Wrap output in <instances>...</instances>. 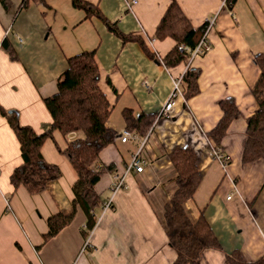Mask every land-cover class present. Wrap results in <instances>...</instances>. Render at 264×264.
Returning <instances> with one entry per match:
<instances>
[{
  "label": "crops",
  "instance_id": "crops-1",
  "mask_svg": "<svg viewBox=\"0 0 264 264\" xmlns=\"http://www.w3.org/2000/svg\"><path fill=\"white\" fill-rule=\"evenodd\" d=\"M9 1L8 9L0 3V264H171L176 254L167 242L163 206L176 186L168 153L178 145L192 147L200 173L185 203L188 217L196 221L204 212L221 246L204 250L200 264H229L226 254L233 250L245 262L264 257V160L241 159L246 118L257 109L251 88L259 75L254 56L264 53V0H232L224 7L221 0H174L196 27L216 15L207 36L210 50L190 63L199 70V92L187 100L182 94L173 97L167 114L144 137L143 171L128 174L125 187L114 194L113 174L124 170L143 138H117L102 150L98 166L112 164L113 171L96 183L103 203L87 237L81 234L84 212L72 201L76 172L60 151L81 135L53 131L45 139L40 153L60 168V175L31 194L11 181L19 165L11 162L21 154L9 117L15 114L20 126L37 134L49 130L45 99L57 92L67 58L92 49L98 85L110 104L107 125L122 133L124 108L157 117L174 80L187 72L186 63L167 68L162 61L174 40L152 38L172 0H84L97 4L122 33L138 35L148 51L139 41L122 42L71 0L30 1L26 9H19L22 0ZM226 98L234 100L239 114L219 146L228 159L223 169L208 156L206 133L221 117L219 103ZM72 212V221L44 241L47 219Z\"/></svg>",
  "mask_w": 264,
  "mask_h": 264
},
{
  "label": "trees",
  "instance_id": "trees-1",
  "mask_svg": "<svg viewBox=\"0 0 264 264\" xmlns=\"http://www.w3.org/2000/svg\"><path fill=\"white\" fill-rule=\"evenodd\" d=\"M30 1L22 0L19 9H26ZM72 5L82 9L86 18L98 17L114 35L122 42L139 41L145 51H148L138 35L122 33L115 21L106 19L98 9L97 4L84 0H71ZM5 9L11 5L9 0H0ZM205 29V23L194 26L185 15L178 3L172 0L155 28L152 38L163 40L171 38L175 45L163 57L167 68L186 63L190 51L197 45ZM181 45L189 50L180 52ZM151 57H154L152 54ZM254 62L259 69V75L251 88L252 97L257 104L254 113L246 118L245 142L242 151V162L264 160V53L254 56ZM199 70L188 68L183 76L181 91L187 100L199 92ZM99 70L95 61V49L82 51L67 58V68L57 80V92L45 99V105L52 117V126L41 134L31 128L20 126L15 114L9 117L18 143L22 162L13 170L11 181L15 187L23 186L31 193L42 192L46 184L59 177L60 168L48 163L41 155L40 148L53 131L62 136L69 133H79L81 136L67 142L60 151L68 158L76 172L77 179L72 186L73 204L84 212L85 223L81 234L87 237L94 228L96 211L103 201L96 190V183L101 177L113 171L112 164L99 165L100 153L113 144L121 133L107 125L110 116V104L98 85ZM221 117L215 126L206 133L213 148H219L232 119L239 110L232 98H226L219 103ZM125 129L133 132L139 138H144L151 130L156 114L139 112L124 108L121 112ZM168 159L175 172V189L163 206V220L168 245L176 256L171 264H200L204 250L220 249V243L201 212L196 221H192L186 212L185 203L194 194L200 181L196 153L189 145L175 146ZM228 161V159H227ZM70 214L56 213L47 219V232L44 241L55 236L73 218ZM229 264H264V257L252 262H245L237 250L226 254Z\"/></svg>",
  "mask_w": 264,
  "mask_h": 264
},
{
  "label": "built area",
  "instance_id": "built-area-1",
  "mask_svg": "<svg viewBox=\"0 0 264 264\" xmlns=\"http://www.w3.org/2000/svg\"><path fill=\"white\" fill-rule=\"evenodd\" d=\"M230 1H232V0H221V7L227 6L228 2H230ZM134 2H135V0H133V3ZM215 20H216V15L208 17L204 20L205 29H204L203 35H202L201 39L199 40V42L197 43V45L190 51V56H189L188 61L186 62V70L185 71H187L188 68L190 67V63H191L192 59H194L196 56L203 55L210 50L211 46H210V43L208 41L207 36H208L210 29L215 24ZM188 50H189V48L186 45H181L180 52H185ZM183 76H184V74H182L181 76L177 77L174 80V88H173L172 94L170 95L169 100L159 110L156 119L159 118L160 116L167 114V112L169 111V109L172 105V99L174 96L182 94L181 84H182ZM134 138H137L136 134H134L133 132H131L127 129H124L123 132L121 133L120 139L122 142H125L128 139H134ZM143 143H144V138L141 141L140 145L138 146L137 151L132 154V157H131V160L129 161V163L125 165L124 170L121 173H114L113 174V176H112L113 180H112V185H111L112 186L111 187L112 194H114L115 192H117L120 189H122L123 187H125V179H126V176L128 174H130L131 172H142L143 171L144 165L146 163L144 157L142 156V152H141L142 147H143ZM208 156L212 159L217 160L223 169L228 164L227 157L220 150V148H213L211 146V148L208 152ZM229 197L230 196H228V198ZM110 200H108L106 203H104V205H103L104 211L109 208ZM87 245H88V242L86 241L84 243V247H86Z\"/></svg>",
  "mask_w": 264,
  "mask_h": 264
},
{
  "label": "water",
  "instance_id": "water-1",
  "mask_svg": "<svg viewBox=\"0 0 264 264\" xmlns=\"http://www.w3.org/2000/svg\"><path fill=\"white\" fill-rule=\"evenodd\" d=\"M22 162V159L20 158L19 160L15 161V162H11L12 164L16 163L17 164H20Z\"/></svg>",
  "mask_w": 264,
  "mask_h": 264
}]
</instances>
